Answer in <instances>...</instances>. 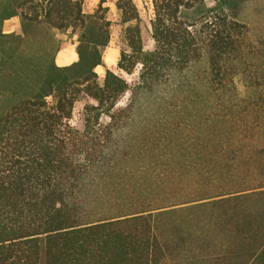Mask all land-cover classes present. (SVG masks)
Masks as SVG:
<instances>
[{"label":"trees","instance_id":"trees-1","mask_svg":"<svg viewBox=\"0 0 264 264\" xmlns=\"http://www.w3.org/2000/svg\"><path fill=\"white\" fill-rule=\"evenodd\" d=\"M244 1L150 0L146 48L134 1L116 0L127 23L116 65L126 74L138 69L137 77L129 83L105 69L100 83L95 67L103 63L110 26L104 0L92 13H84L82 0H0V264H264V124L224 121L218 150L207 154L218 167L200 173L212 183L191 195L178 186L156 196L163 186L111 183L126 174V157L111 147L136 95L203 50L212 80L224 84L227 61L241 50ZM12 16L19 28L2 32ZM55 29L77 30L70 64L55 62ZM80 97L77 127L70 119ZM172 217L211 224L219 236L176 225L170 239L164 229ZM209 240L215 250L194 252Z\"/></svg>","mask_w":264,"mask_h":264},{"label":"rangeland","instance_id":"rangeland-1","mask_svg":"<svg viewBox=\"0 0 264 264\" xmlns=\"http://www.w3.org/2000/svg\"><path fill=\"white\" fill-rule=\"evenodd\" d=\"M133 1L139 13L144 46L149 48L152 45L150 0ZM98 2L99 0H82L83 11L94 12ZM115 2L116 0H104L103 3L107 7L104 15L110 20L109 42L104 49L103 63L96 66L95 71L100 83L105 69H111L133 83L138 69L132 74H126L116 65L119 50L126 45L123 32L127 23L120 21ZM237 18L245 25L241 50L227 61V75L223 85H220V81L212 80L208 52L203 50L199 58L191 61L183 70L173 73L166 82L136 95L137 102L131 119L120 126L111 147L118 149L117 152L126 157L123 165L121 164L126 174L122 175L121 172L114 175L111 183L127 182L137 187L152 184L165 188L155 190L152 193L155 195L178 186L191 195V191L198 188V185L212 183L200 173L208 167L215 169L217 166L215 160L211 162L212 158L207 154L218 150L217 140L222 138L220 130L224 121L227 124L235 121H257L264 124V0H245ZM52 34L54 42L60 43L59 50L54 54L55 62L61 52L68 64L75 61L77 30L55 29ZM84 103L83 97L74 103L70 119L74 126L80 127L82 124ZM252 106H260L261 109L252 114ZM248 140L259 147L263 144L262 140L251 139L249 135ZM206 145H210V148L206 149ZM130 172L135 174L134 177ZM192 173L197 174L191 175ZM184 194L170 195L171 197L161 200ZM193 219L197 218L193 216ZM172 220L171 225L164 229L170 239L176 238V225L184 230L189 225L192 232L200 228L210 232L209 238L219 236L218 228L211 224L201 226L195 221L183 223L180 217H172ZM171 227L174 229H169ZM208 242L202 243V250L194 252L215 250L217 246L211 240Z\"/></svg>","mask_w":264,"mask_h":264},{"label":"crops","instance_id":"crops-1","mask_svg":"<svg viewBox=\"0 0 264 264\" xmlns=\"http://www.w3.org/2000/svg\"><path fill=\"white\" fill-rule=\"evenodd\" d=\"M85 13V12H84ZM20 25V20L18 16H12L8 19H5L2 23V32L9 33L17 30ZM57 65H67L68 62L65 58H63L62 52L57 57Z\"/></svg>","mask_w":264,"mask_h":264}]
</instances>
